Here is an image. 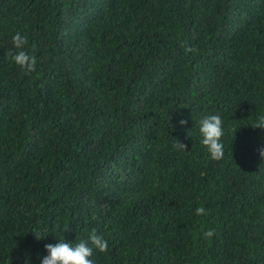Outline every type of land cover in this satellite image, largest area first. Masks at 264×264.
Segmentation results:
<instances>
[{"label": "trees", "instance_id": "16d2710c", "mask_svg": "<svg viewBox=\"0 0 264 264\" xmlns=\"http://www.w3.org/2000/svg\"><path fill=\"white\" fill-rule=\"evenodd\" d=\"M260 115L264 0H0V264L92 229L93 264H264Z\"/></svg>", "mask_w": 264, "mask_h": 264}, {"label": "clouds", "instance_id": "9594fccd", "mask_svg": "<svg viewBox=\"0 0 264 264\" xmlns=\"http://www.w3.org/2000/svg\"><path fill=\"white\" fill-rule=\"evenodd\" d=\"M28 43L26 35L17 32L12 36V44L15 49L19 51H9V57L26 72L35 70L36 58L29 55L24 46ZM185 51L194 52L195 49L186 47ZM180 125L186 123L181 119L178 121ZM199 131L202 135L201 143L204 145L213 160H221L224 157V145L221 142L223 136L222 119L219 115H207L200 120ZM253 128L264 129V115L258 116L256 122L251 125ZM175 146L179 149H184L186 145L176 140ZM259 156L264 159V147L258 149ZM203 175V173H201ZM197 216L207 215L206 210L201 206L195 209ZM60 232L63 228L58 229ZM215 229H207L203 235L205 238H212L215 235ZM37 238V237H36ZM40 239V238H37ZM91 245V246H90ZM95 247L100 252L108 251V243L102 235L98 234L95 229H92L87 239H80L78 243L73 244L67 242L64 237L57 240L55 244L48 243L44 245L47 255L41 259L40 264H93L89 259L92 256V248Z\"/></svg>", "mask_w": 264, "mask_h": 264}]
</instances>
